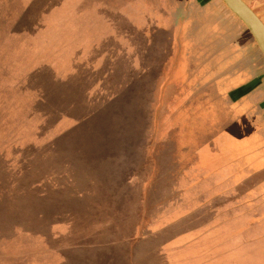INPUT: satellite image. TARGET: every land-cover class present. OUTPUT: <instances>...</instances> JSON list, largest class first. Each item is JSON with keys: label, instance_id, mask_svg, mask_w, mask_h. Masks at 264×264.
Wrapping results in <instances>:
<instances>
[{"label": "rangeland", "instance_id": "obj_1", "mask_svg": "<svg viewBox=\"0 0 264 264\" xmlns=\"http://www.w3.org/2000/svg\"><path fill=\"white\" fill-rule=\"evenodd\" d=\"M156 1L0 0V264H264L260 121L243 114L245 107L227 106L213 75L203 79L207 86L195 84L218 61L210 57L213 45L192 61L205 68L191 71L196 94L187 107L194 117L183 113L176 124L197 144L208 129L209 149H220L210 164L224 158L227 171H258L249 183L256 193L239 197L238 208L230 196H187L182 174L176 183L160 179L175 120L167 68L152 92L144 95L143 78L140 94L139 81L133 93L122 92L138 73L129 64L144 63L137 54L146 45L142 29L156 32L144 24L146 3ZM192 11L187 39L205 44V19ZM108 27L113 36L103 38ZM233 121L236 136L218 131ZM221 175L202 183L222 190L231 182L214 184ZM103 183L118 190L106 211L91 197Z\"/></svg>", "mask_w": 264, "mask_h": 264}, {"label": "crops", "instance_id": "obj_2", "mask_svg": "<svg viewBox=\"0 0 264 264\" xmlns=\"http://www.w3.org/2000/svg\"><path fill=\"white\" fill-rule=\"evenodd\" d=\"M146 1V0H141ZM262 19L264 22V0H244ZM94 3V2H93ZM104 3H106L104 1ZM156 4V5H155ZM155 4L147 2L146 5L150 6L145 10V25L151 27L154 25L156 28L153 32L150 28L144 26L142 35L145 40V49L142 51H137L139 54L141 62H144L141 66L137 64H129V67L137 69V75L134 78L129 79L125 84L126 88L122 92L127 91L129 94L133 93L134 84L139 81V88L136 87L135 91L141 92L140 81L144 84L143 91L146 95L148 90L152 92L154 78H159L160 83V68H167L166 83L174 88L167 92V104L169 116H174L175 120L172 125V137L167 142V152L166 155L169 157L167 162V172H164L161 180L167 181H178L180 175H183V179L188 181V187L185 190L188 196H208V197H220V196H230L232 197L231 205L232 207L238 208L239 197L241 196H251L256 192L249 188V183L251 182V177L255 175L258 171L255 170L248 175H239L232 168L231 171H227L225 168L228 162L223 158L214 164H210V161L215 159V154L217 152L209 149V144L211 143V135L208 136V129L203 131L202 140L200 142L194 143L197 140L194 137L188 136V133L180 132L177 128L176 121H179L181 115L185 113L187 116L194 117L192 112L188 111L189 99L192 97L195 91V84L198 81L206 78L207 75L214 76L216 82L222 83V90L224 93V98L222 99L224 103L233 107V109L242 110L245 107V112L243 114H253L260 121L261 131L264 139V55L257 46V43L244 23L226 6L223 0H176L175 3L168 2V0H157ZM172 4V6H170ZM195 13L204 20L201 29H206L209 31V35L206 36L205 44L204 42L198 43V45L191 44L187 39V31L185 27L189 28L190 19L189 12ZM152 17L154 21L150 19ZM153 22V23H152ZM136 28V26H135ZM140 29V28H139ZM109 27L105 28L101 36L103 38L110 35L113 36L112 31ZM198 32L197 29H191ZM152 31L151 33H149ZM110 32V33H109ZM189 34V33H188ZM190 35V34H189ZM192 38V36L190 35ZM212 39H209L211 38ZM213 45V53L210 57H215L218 60L213 66L208 65L205 69L202 65L199 67L200 62L196 60L195 53L197 51H203L204 47H209ZM203 46V47H201ZM128 50L124 51L123 47L120 48V53H124L125 56L132 53ZM141 52V53H140ZM130 55V54H129ZM149 60V64L147 61ZM124 68V63L121 62V69ZM200 69L203 73L199 75L196 79L195 84L192 83L191 71ZM219 72L217 76L216 72ZM145 77V78H144ZM146 79V80H145ZM203 80L204 85L207 86L208 82ZM123 83V82H122ZM158 83V82H156ZM200 87H203L202 85ZM146 88V90H145ZM198 92V91H197ZM127 99V97H126ZM179 118V119H178ZM209 123V122H208ZM183 128H187L184 126ZM190 130H195L196 128L190 127ZM236 123H227L226 126L218 129L220 132H225L230 136H236L239 129ZM184 130V129H183ZM187 132V130H184ZM194 132V131H191ZM237 132V133H236ZM184 134V136H183ZM180 142H183L181 144ZM152 151L148 152L150 156L153 153V149H156V144H152ZM208 148V150H207ZM185 149V151L183 150ZM184 153V160H183ZM210 153V154H208ZM205 156L207 161L204 164L202 158ZM198 159L194 162L193 160ZM221 157V156H220ZM212 158V160L210 159ZM184 162H187L184 171L176 177V169L181 166ZM202 162V163H201ZM224 171L222 174V170ZM219 173V178L214 180V184L221 185L223 181H230L231 184L222 187V190L210 191V187L204 186L205 178L208 179L212 174ZM264 172V169H263ZM257 173L255 177L257 176ZM252 175V176H251ZM209 176V177H208ZM254 177V178H255ZM201 182V183H200ZM200 186L203 189L202 192H194L196 186ZM210 186V185H209ZM248 186V189L246 188ZM208 189V192L204 189ZM240 188H243L240 190ZM156 189V188H153ZM152 189V190H153ZM160 189L154 190V195H159ZM118 190H96L91 193V197L94 199L99 198L100 203L105 204L111 203L110 197H115L118 194ZM264 196V192L261 193ZM123 196H130L127 192L119 194ZM141 195H145L144 193ZM162 195V194H160ZM234 198H238L234 201ZM106 205V204H105ZM236 205V207L234 206ZM110 208L106 205L105 208Z\"/></svg>", "mask_w": 264, "mask_h": 264}, {"label": "water", "instance_id": "obj_3", "mask_svg": "<svg viewBox=\"0 0 264 264\" xmlns=\"http://www.w3.org/2000/svg\"><path fill=\"white\" fill-rule=\"evenodd\" d=\"M226 6L244 23L264 55V22L244 0H223Z\"/></svg>", "mask_w": 264, "mask_h": 264}, {"label": "trees", "instance_id": "obj_4", "mask_svg": "<svg viewBox=\"0 0 264 264\" xmlns=\"http://www.w3.org/2000/svg\"><path fill=\"white\" fill-rule=\"evenodd\" d=\"M126 87H127V86H126ZM126 87H125V88H126ZM131 144H133V142H130V145H131ZM105 181H106V180H105ZM104 184H105V185H104ZM101 186H105V187H101V188L98 187V188L95 189V191H96V190H103V189H110V188H112L111 186L107 188V187H106V186H107L106 183L101 184ZM126 186H128V185H126ZM126 188H128V187H126ZM112 189H116V188H112Z\"/></svg>", "mask_w": 264, "mask_h": 264}]
</instances>
